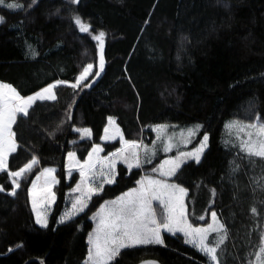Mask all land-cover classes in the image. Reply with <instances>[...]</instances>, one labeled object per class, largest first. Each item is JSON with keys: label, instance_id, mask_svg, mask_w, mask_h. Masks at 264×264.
I'll use <instances>...</instances> for the list:
<instances>
[{"label": "trees", "instance_id": "trees-1", "mask_svg": "<svg viewBox=\"0 0 264 264\" xmlns=\"http://www.w3.org/2000/svg\"><path fill=\"white\" fill-rule=\"evenodd\" d=\"M6 1L23 8L0 5V81L21 96L58 79L76 81L83 67L98 58L92 36L100 31L106 36L104 70L85 82L89 87L60 84L55 101H37L30 115L13 125L17 151L9 157V171L19 170L33 156L39 162L20 179L15 196L7 194L11 178L0 173L6 190L0 192V264H86L93 213L174 153L164 150L158 125L173 131L200 125L190 146L208 135L199 162L183 163L173 180L187 190L193 224L207 223L213 210L226 219L230 239L222 264H246L256 215L251 209L264 212V188L259 186L264 184V161H250L239 148L224 146L221 134L229 119L264 117V0ZM77 16L90 25V33L79 31L73 21ZM110 116L126 140L154 149L148 153L151 163L131 170L119 164L115 183L105 184L83 212L58 223L67 193L80 176L67 175V153L74 151L84 160L94 144H103L106 153L118 148V140L102 142ZM84 127L91 136L81 138L76 130ZM44 169H54L59 181L51 185V204ZM30 190L47 227L36 223ZM163 241L122 249L110 264L145 258L209 264L183 235L163 233Z\"/></svg>", "mask_w": 264, "mask_h": 264}, {"label": "snow or ice", "instance_id": "snow-or-ice-1", "mask_svg": "<svg viewBox=\"0 0 264 264\" xmlns=\"http://www.w3.org/2000/svg\"><path fill=\"white\" fill-rule=\"evenodd\" d=\"M38 0H32V5H35ZM76 3L77 0H71ZM0 5L6 6L8 9H22L23 5L15 2L6 3V0H0ZM32 5H29L31 7ZM73 21L81 33H90L91 27L89 24L82 21L80 17H74ZM4 22V18L0 17V23ZM147 23V21L145 22ZM106 34L100 31L92 36V39L97 41V49L99 55V71L94 72V77H98L104 70V45ZM35 55V53H33ZM93 64H88L83 68L81 74L77 77L76 83L71 84V87L76 88L81 81H86L89 75L93 73ZM65 83L57 81L41 89L29 97H21L16 88L7 83H0V173L7 172L11 178V191L7 194L15 196L17 189L21 187L20 179L23 175L30 171L37 164L38 159L33 156L32 159L18 171H9V157L17 151L15 132L13 125L17 123L20 117L30 115L29 109L37 101H55L57 96L55 89L59 84ZM87 86V85H85ZM69 119L71 117L69 116ZM109 125L114 126L115 135L110 134L109 127L105 128L103 140H113L119 136L122 147L108 156L100 159L99 153L103 150L99 145H94L88 153V158L80 163L76 160L74 152L68 153L69 159V176L73 169L79 170L80 181L71 189L72 193H79L72 201L71 209L65 212L59 219L58 223H63L76 216L77 213L83 212L88 206V202L93 196L99 195L105 184L115 183L116 164L117 162L124 163L129 170L141 167L142 163H151L148 153L154 154V149L145 147V158L142 160L139 151V145L135 142L126 141L120 133L118 127H115L116 121L113 117H109ZM165 125L156 126L157 131H163ZM200 125L188 129V136H194ZM229 128H236L238 133H244L247 139H241L240 150L245 153L246 157L251 161L256 158L259 161H264V117L257 116V122L242 124L233 121L228 125ZM254 129L255 131H246ZM81 138L91 136L89 129H77ZM255 136V139H253ZM207 135H204L203 140L198 148L192 152H181L174 160H166L158 169H153V172L159 171L162 176L171 177L176 175L183 160L194 158L197 162L200 160L201 153L207 146ZM183 142H187L184 140ZM170 141L165 142L164 150L170 151L174 147ZM95 157V159H94ZM97 164L100 170L97 172ZM164 165H170L165 171ZM239 166H237L238 168ZM54 169H44L41 176L45 178V183L49 185L47 189V204H51L55 200V194L51 191V185L59 183L55 176L52 175ZM37 179H40L38 176ZM97 181H100L96 186ZM140 187L131 189L129 192L123 193L112 201H105L101 205L100 210L96 214L98 216L97 227L94 233H90V249L86 259V264H110L116 257L121 254V250L131 248L138 245L147 244H163L161 237V229L172 232H182L185 236V242L196 247L198 251L208 257L209 264H222L221 256L223 255V246L228 239V231L224 224L220 223L217 218V213L212 212L213 223L207 227H193L188 223L183 206V195L186 190L176 184H168L162 180L143 178L137 182ZM36 182H33L35 189ZM264 188V184L259 185ZM168 199L165 201L162 196L167 191ZM6 191L3 186H0V192ZM177 193L179 195H177ZM215 194V190H213ZM32 195V207L36 213V223L41 227H47L48 222L45 215L37 210V202L34 192L30 190ZM152 200H159L164 205L165 217L162 223H158L155 211L152 208ZM257 208L253 207L251 212L257 213ZM204 219V217H200ZM215 233L216 236L210 239V234ZM255 261L253 264H264V235L260 237V246L255 252Z\"/></svg>", "mask_w": 264, "mask_h": 264}, {"label": "rangeland", "instance_id": "rangeland-1", "mask_svg": "<svg viewBox=\"0 0 264 264\" xmlns=\"http://www.w3.org/2000/svg\"><path fill=\"white\" fill-rule=\"evenodd\" d=\"M6 3H9L8 1H6ZM96 34H98V33H96ZM96 44H98V42L96 41ZM88 64H93V66H94V68H93V73H91L90 75H89V78L86 80V81H88L91 77H93L94 76V72L95 71H98L99 70V55H98V58H97V60L95 61V62H91V63H88ZM88 64H86L85 66H87ZM84 66V67H85ZM83 67V68H84ZM82 71H83V69H82ZM81 71V72H82ZM81 72L79 73V75L81 74ZM78 75V76H79ZM77 76V77H78ZM61 80H63V79H58V80H55V81H53V82H51V84H53V83H55V82H57V81H61ZM86 81H81V83L77 86V87H79L80 85H81V87H84V85H85V82ZM63 82H65V83H62V84H68V85H71V84H73V83H76V81H68V80H64ZM0 83H6V82H3V81H0ZM7 84H9V83H7ZM9 85H11V84H9ZM60 85V84H59ZM18 92V91H17ZM55 94H56V89H55ZM21 96V95H20ZM29 95H26V96H21V97H24V98H26V97H28ZM72 116V115H71ZM257 116L258 115H254L253 117H252V119H250V120H242V119H229L228 121H226L225 122V124H227V125H225L224 124V126H223V133L221 134V143H225V146H227L228 145V143H232V144H230V145H232L231 147H235V148H239L240 149V147H239V145H240V141H241V139L243 138V139H247V136L244 134V133H238L237 132V129L236 128H229L228 127V125L231 123V122H233V121H237V122H240V123H242V124H249V123H255V122H257ZM111 117V116H110ZM114 119H115V117H113ZM109 117H108V120H107V123H106V125H105V127H104V130H105V128L106 127H109V130H110V134L111 135H115V130H114V126H110L109 125ZM115 121H116V119H115ZM166 126V125H165ZM115 127H118L119 128V130H120V133H122V130L120 129V127H119V125H118V123L116 122V124H115ZM89 129L88 127H84V128H81V129ZM192 128H194V127H192ZM155 129H156V127H155ZM188 129H191V128H187V129H185V130H183V129H179V130H175V131H173V130H169L168 129V126H166L165 127V129L163 130V131H157V130H155L156 132H157V136L158 137H164V144H165V142H167V141H170L173 145H175L174 147H172L171 148V150L170 151H168V152H176V150L177 149H179L177 152V154H176V156H174L175 154H169V155H167L168 156V158H166L164 161H166V160H174L176 157H178L179 156V154L181 153V152H184V153H187V152H192V151H194L196 148H198L199 146H200V144H201V141H200V143L198 144V146H196V147H193V148H186V146L185 145H187L188 144V142L191 140V138H193L192 136L191 137H189L188 136ZM90 130V129H89ZM246 131H255L254 129H247ZM103 133H104V135H105V131H103ZM104 135H102V137L104 136ZM122 135H123V133H122ZM207 135V134H206ZM124 137V136H123ZM207 137H208V135H207ZM125 139V138H124ZM253 139H255V136H253ZM114 140H118L119 141V147L118 148H116V149H114V150H112V151H110V152H108V153H106L105 152V148H104V146H103V144H101V143H97V144H94V145H99L103 150L99 153V158L100 159H102V158H104V157H106V156H108L109 155V153H113V152H115L117 149H119V148H121L122 147V144H121V141H120V138H119V136H117L116 137V139H113V140H103L102 139V142H110V141H114ZM126 140V139H125ZM184 140H186L187 142L185 143V142H183ZM126 141H128V140H126ZM129 142H132V141H129ZM140 147H139V149H136V151H139V153H140V156H141V154L144 152V149H145V147H147L148 148V146L147 145H149V144H146V143H143V142H141V141H135ZM93 145V146H94ZM92 146V147H93ZM92 147H91V149L89 150V152L92 150ZM151 149V148H150ZM69 152H74V151H69ZM68 152V153H69ZM88 152V153H89ZM68 153H67V158H66V173H67V175L69 176V159H68ZM75 153V152H74ZM203 153V152H202ZM202 153H201V155H202ZM76 154V153H75ZM171 155H173V157H171ZM87 156H88V154H87ZM86 156V157H87ZM86 157H85V159H86ZM202 157V156H201ZM200 157V158H201ZM84 159V160H85ZM94 159H95V157H94ZM192 159H194V158H188V159H186V160H183V162L181 163V166L183 165V163H185V162H187L188 160H192ZM76 160H78L80 163H83L84 162V160H80L78 157H77V155H76ZM119 164H122V165H125V166H127L126 164H124V163H121V162H117V164H116V174H117V168H118V165ZM163 164V162L161 163V164H159L157 167L158 168H160V166ZM180 166V167H181ZM128 167V166H127ZM156 167V168H157ZM164 167V170L166 171L169 167H170V165H164L163 166ZM157 168V169H158ZM100 170V167H99V164H97V168H96V171L98 172ZM16 171H18V170H16ZM178 171V170H177ZM74 172H79V170H77V169H73V171H72V174L74 173ZM152 172V174L153 175H151L150 173H148V172H145V175L143 176V174L141 175V177H140V179L138 180V181H140V180H142L143 178H145L146 177V174H148V178H150V179H156V180H162V181H165L166 183H168V184H176L175 182H173V177L174 176H171V177H165V176H162L161 174H160V172L159 171H157V172H153V171H151ZM71 174V175H72ZM80 175V174H79ZM80 181V176H79V178H77V182L75 183V185L71 188V189H73L76 185H77V183ZM172 182V183H171ZM176 185H178V184H176ZM178 186H180V187H182L181 185H178ZM140 187V185L137 183L134 187H131V188H129V190H131V189H138ZM71 189L68 191V193H67V197H66V204H65V207H64V209H63V211H62V214H61V216L65 213V212H67V211H69L70 209H71V206H72V201H73V199L75 198V196L76 195H79V193H72L71 192ZM129 190H125L126 192H129ZM186 190V189H185ZM169 191H171V190H167L164 194H163V196H162V198L165 200V201H167V199H168V195H167V192H169ZM126 192H123V193H126ZM122 193V194H123ZM186 193H187V190H186ZM121 194V195H122ZM121 195H118V197H120ZM177 195H179L178 193H177ZM185 197H186V194L185 195H183V206H184V211H185V215H186V217H187V221H188V223L189 224H191L193 227H200V228H204V227H207L209 224H212L213 223V220H212V215H211V213L212 212H216L217 213V218H218V220L220 221V223H222V224H224L225 225V227H226V229H227V231H228V233H229V235H228V239H227V241H226V243H225V245L223 246V254L225 253V249H226V244H227V242H228V240L230 239V232H229V229H228V225H227V221H226V219L222 216V214L220 213V212H217V211H215V210H213V211H211L210 212V217H209V220H208V222L207 223H203V224H193L190 220H189V218H188V215H187V207H186V202H185ZM117 198V196H115V197H113V198H110V199H107V200H105V201H112V200H115ZM105 201L101 204V205H103L104 203H105ZM101 205L98 207V209L93 213V215H92V220H93V227H92V229L89 231V233H88V236H87V242H88V252H87V255H86V257H85V259H84V262L86 263V259H87V256H88V253H89V249H90V247H91V245H90V240H89V235H90V233H94V230L96 229V227H97V223H98V216L96 215L97 213H98V211L100 210V208H101ZM152 208H153V210L155 211V214H156V219H157V222L158 223H162L163 222V220H164V217H165V215H166V213H165V209H164V205L163 204H161L160 203V201L159 200H152ZM78 214V213H77ZM60 216V217H61ZM252 223H253V227H252V229L254 230V232H253V235H252V239H251V242H250V244L251 245H249L248 244V246H247V250H248V259H247V263L246 264H253V262L255 261V252L258 250V248H259V246H260V237H261V235H264V212H262V213H256V215L254 216V217H252ZM163 233H172V232H168V231H165L164 229H161V237H162V239H163ZM173 234V233H172ZM175 234H181V235H183V237L185 238V236H184V234L182 233V232H177V233H175ZM216 236V234L215 233H212V234H210V239L211 238H213V237H215ZM186 239V238H185ZM138 246H140V245H138ZM223 256V255H222ZM221 256V257H222ZM205 264H208V263H205Z\"/></svg>", "mask_w": 264, "mask_h": 264}, {"label": "crops", "instance_id": "crops-1", "mask_svg": "<svg viewBox=\"0 0 264 264\" xmlns=\"http://www.w3.org/2000/svg\"><path fill=\"white\" fill-rule=\"evenodd\" d=\"M61 81H64V80H61ZM50 84H51V83L47 84L46 86L40 88L39 90H37V91H35V92L29 94V96L34 95L35 93L39 92L41 89L46 88V87H47L48 85H50ZM29 96H28V97H29ZM225 125H227V124H225ZM169 130H170V129H169ZM222 133H223V130H222ZM103 135H104V133H103ZM192 137H193V136H192ZM203 137H204V136H203ZM203 137L200 139V141L203 140ZM191 140H192V138H191ZM191 140L188 142L187 145H185L186 148H193V147H196V146H198V144L200 143V141H199L196 145H194V146H190L189 144L191 143ZM16 144H17V142H16ZM222 144L225 146V143H222ZM230 144H232V143H228L227 146H228V147H229V146H232V145H230ZM164 146H165V144H164ZM207 146H208V140H207ZM207 146L204 148L203 153H204V151L206 150ZM177 153H178V152L176 151V152H174V153H170V154H175L174 156H176ZM203 153H202L201 156H203ZM201 156H200V157H201ZM171 157H173V155H171ZM87 158H88V156L86 157V159H87ZM166 158H168V156L162 158V159L157 163V165H156L153 169H157V168H158L157 166H158L159 164H161L162 162H164V160H165ZM201 158H202V157H201ZM201 158H200V159H201ZM86 159H85V160H86ZM85 160H84V161H85ZM193 160H195V159H193ZM156 167H157V168H156ZM153 169H152V170H153ZM152 170H151V171H152ZM151 171L148 172V173H150L151 175H153ZM144 175H145V173L143 174V176H144ZM146 177H148V174H146ZM172 180H173V179H172ZM99 182H100V181H97L96 186H98ZM173 182H175V181L173 180ZM171 183H172V182H171ZM175 183H176V182H175ZM176 184H178V183H176ZM178 185H179V184H178ZM182 188H184V187H182ZM184 189H185V188H184ZM127 190H129V189H127ZM127 190H126V191H127ZM126 191H124V192H126ZM122 193H123V192H122ZM122 193H120L119 195H121ZM184 195H185V194H184ZM117 197H118V196H117Z\"/></svg>", "mask_w": 264, "mask_h": 264}, {"label": "water", "instance_id": "water-1", "mask_svg": "<svg viewBox=\"0 0 264 264\" xmlns=\"http://www.w3.org/2000/svg\"><path fill=\"white\" fill-rule=\"evenodd\" d=\"M86 87H89V84ZM136 264H163V263L155 258H145L143 260H140Z\"/></svg>", "mask_w": 264, "mask_h": 264}]
</instances>
